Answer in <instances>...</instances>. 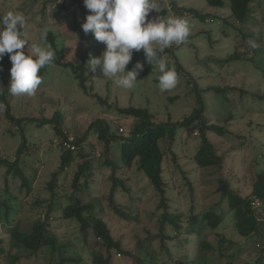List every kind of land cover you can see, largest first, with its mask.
<instances>
[{
	"label": "rangeland",
	"instance_id": "374dc122",
	"mask_svg": "<svg viewBox=\"0 0 264 264\" xmlns=\"http://www.w3.org/2000/svg\"><path fill=\"white\" fill-rule=\"evenodd\" d=\"M74 1L59 0L67 7L55 10L56 5L49 4L44 12L43 0H0V17L8 11L26 17L23 29L24 37L29 41L23 49L26 53L28 45L30 52L31 44H40V34L47 27L51 30L48 42L55 50L56 58L61 53L65 63L77 66L85 63L86 72L91 76L88 80L90 94L86 95L70 69L52 64L40 70L42 84L35 96L14 97L8 90L10 71L0 72V102L4 103L3 98H6L12 115L23 119L20 124L13 123L6 118L5 110L0 111V157L14 162L21 145L26 143L28 148L22 156L21 169L32 179V191L29 193L22 187L20 178L15 174L8 175L7 168L0 166L2 247L8 250L12 244L9 230L15 224L20 222L21 230L30 232L36 221L46 216L51 198L47 186L53 172L61 165L59 144L62 139L56 130L74 141L84 138L90 125L100 120L107 122L111 133L116 136L119 128H123L125 133L119 137L126 139L138 121L120 115L116 106L148 109L155 114L157 123H178L194 116L199 109L203 110L208 123L225 126L232 132L225 137L209 135L217 153L221 158L224 156L223 176L229 178L237 194L244 198L251 196L256 177L264 170V146L261 145L264 144V104L260 99L264 96V68L256 67L257 61L264 65V0L253 1L251 19L244 24H238L231 18L228 8L209 7L205 0H156L159 13L150 12L148 19L157 15L162 19L179 17L185 19L190 28L183 43L167 48L169 54L165 61H178L181 70L177 74V86L168 91H161L156 81L157 73L145 76L142 71L135 88L127 90L118 87L113 80L103 78L99 68L95 73L88 72L90 54L99 56L104 45L97 42L91 33L84 34L81 25L89 13L87 9L81 11L76 6V12H71L70 6ZM79 1L85 7L83 0ZM225 3L227 7L228 0ZM164 10L167 13L162 15ZM193 11L202 14L204 19L191 16ZM205 19L209 20L206 22ZM235 56L239 59L235 60ZM213 89L226 90L227 95L222 94L219 98ZM94 96L107 103H101ZM249 112L256 113L252 115ZM52 119H55L54 123L41 125L43 120ZM250 130L254 131L259 142L255 141L253 145L244 143L238 149L242 140L234 134H242L241 131L250 133ZM90 138L100 143L96 137ZM119 142L117 140L111 145L110 159L121 164ZM101 145L97 154L102 153ZM168 146L164 147V150H169L165 151L164 159V197L150 186L137 166H133L129 171L115 175L110 167L102 169L95 179L94 195L91 198L79 195L80 200L92 204L93 214L106 222L121 247L142 260H152L154 264H185V256L194 255L197 264H255L264 242L260 243L256 238L248 241L242 237L231 218L225 227L217 230H211L206 224L199 239L186 233L181 240L176 239L177 234L173 224L167 221L168 217L182 215L186 231L191 227L189 219L192 216L202 218L205 211L210 215L219 214L228 202L220 204L222 195L218 181L222 174L214 168L201 169L195 164L194 158L202 146L198 130L189 136L186 129H178L174 143ZM112 176L122 178L125 185H119L113 200L110 196ZM73 178L70 172L61 177L65 183L63 194L67 197L73 192ZM67 197L61 201L64 206L69 203ZM259 205L257 202L258 208ZM60 214L61 210H57L50 222L52 231L60 238L58 246L61 252L65 250V257L76 261L71 264H95V254H100L103 241L97 239L98 244L91 248L93 243L88 244L79 223L64 221ZM89 234H92V229H89ZM91 236L92 242L95 238ZM222 236L235 244L227 243L225 254L221 252ZM171 237L175 238L169 240ZM190 238V246L184 248L180 243ZM193 241L196 244L191 249ZM171 253L174 262L168 257ZM111 256V264H136L135 259L116 249L112 250ZM228 256H233L234 260H229ZM0 264H8L5 257L0 256ZM19 264H48V258L32 257Z\"/></svg>",
	"mask_w": 264,
	"mask_h": 264
},
{
	"label": "trees",
	"instance_id": "16d2710c",
	"mask_svg": "<svg viewBox=\"0 0 264 264\" xmlns=\"http://www.w3.org/2000/svg\"><path fill=\"white\" fill-rule=\"evenodd\" d=\"M43 1L44 12L47 10L49 4H55V10H59L61 6L67 7L65 4L60 3L59 0ZM155 1L156 0H154V2ZM205 1L209 7L228 8L231 13L230 17L233 18L238 24H244L249 19H251L253 12L251 5L254 0H228L229 3L227 7L225 0ZM75 6L78 7V9L80 8L81 11L86 10L85 7L80 5L79 0H75L70 6V11L73 13L77 10ZM55 10L54 12H56ZM54 12L53 14H55ZM166 13L167 11L164 10L162 15H165ZM178 14H180V11ZM191 14L193 17L204 19V16L196 11L191 12ZM208 20L209 19H205L206 22ZM25 54L27 53L25 52ZM168 54V49H165V52L160 54V56L165 61V58ZM238 59L239 57L235 56V60ZM137 61L144 64L143 74L145 76H150L157 73L158 76L156 81L159 83L158 78L160 73L158 71V66L147 64L142 51L139 53L134 52L132 61L128 65V70H131ZM254 62L255 61L253 60V63ZM53 64L58 67L70 69L73 72L75 79L78 81V86L81 91L86 95L90 94L88 80L91 76L86 72L85 63L81 66L74 65L73 63H65L64 55L59 53L58 57H55ZM166 64L169 68H174L177 74H180L181 70L179 68L180 66L178 61H168ZM256 67H262L263 69L264 65H260L259 61H257ZM10 68L11 61L9 59V54L6 53L3 59L0 60V72L10 71ZM262 69H259V71L262 72ZM213 90L216 92L219 98H222V94L225 96L227 95L226 90ZM94 97L100 100L101 103H107V101H103L102 98L98 96ZM223 99L228 102L226 97L223 96ZM260 99L263 102L262 104H264V96ZM3 100L4 104L6 105V118L13 123L20 124L23 119L15 118L12 115L11 105L9 102L6 98H3ZM200 105L203 106L202 103ZM115 109L120 115L130 117L138 121L131 131L130 137L126 139L119 137V134H121L119 130L117 133L119 138L112 134L107 122L97 120L94 122V124L90 125L84 138L74 140V142H72V144L75 146V150L71 151L66 149L64 146L70 138L67 135L64 136L62 132L60 133V130H56L58 136H60L62 139L61 143L59 144L62 151L61 165L58 170L53 172L52 179L47 186V189L51 193V198L48 201V206L45 212L46 216L44 219H38L30 232L22 231L20 222L15 224V226L9 230L12 241L9 249L6 250L4 247H2L3 242L0 243V256L5 257L8 264H19L22 260H28L32 257L41 259L44 256L48 258V264H71L76 262L75 260L65 257V250L64 252H61V248L58 246L60 238L51 229L50 220L52 219V215H55L57 210H61L60 216L62 220L76 221L79 223L80 229L88 244L93 243L91 248L95 246L94 244H98L97 239L103 241L104 247L99 249L100 254L98 252L95 254V264H111V252L114 249L123 253L128 258L135 259L136 264H154L152 260H142L136 254H133L130 251H125L121 247V244L114 239L112 232L106 222L93 214L95 211L92 204L88 205L83 203L82 200H80L81 198L79 195H82L83 198H91V196L94 195L93 187L96 186L97 183V180L95 179L102 169L110 167L112 168V174L115 175L118 172L122 173L129 171L133 168V166H137L138 170L148 180L150 186L153 187L156 192L161 194L162 197H164L166 193L163 176L164 159L166 156L165 151H169L164 150V147L174 143L176 132L180 128L186 129L189 136L194 135L197 130L200 132L202 146L194 158L195 164L201 169L214 168L220 174H222L218 181L219 191L222 195V203L220 204L222 205L225 201H227L228 204L226 207H222V212L219 214L210 215L209 211H205L202 212V218L199 216H192L189 219L191 227H189V229L186 231H184L185 228L182 224V215L179 214L168 217L167 221L173 224V230L177 234L176 239L181 240V237L184 233L190 236H198L199 239L204 231V228H206V224L211 228V230H217L221 226L225 227V223H227L228 219L231 218L236 231L242 237L246 238L248 241L256 238L258 242H264V232L262 229L264 228V220L262 219V215L264 214L262 213V211L264 212V170L256 177L253 186L254 190L251 196L244 198L232 189L229 178H225L223 176L224 156L221 158V156L217 153L215 146L209 139L210 134H215L219 137H225L226 135L231 134L232 132H230L227 127L208 123L204 118L206 117L204 116V111L200 109L195 112L194 116L187 117L185 120L178 123H157L155 114L151 113L148 109L121 108L119 106H116ZM254 113L256 112L250 114L253 115ZM54 121L55 119L43 120L41 125L43 126L52 122L54 123ZM258 128L260 127L258 126ZM250 131V133L241 131L242 134H234L237 139L242 140L238 149L242 148L241 146H243L244 143L253 145L255 141L259 142V138L255 137L254 131ZM90 136L96 137L97 141H99L102 145L100 143L98 144L91 141ZM117 140L120 141V147L118 149L120 151L119 155L121 164H118L116 161L110 159V154L113 152L111 145H113V143ZM161 144L163 145L161 146ZM99 145H101L102 148L101 154H97V151L100 150ZM261 145L264 146V144ZM27 148L28 146L26 143L21 145L18 151V158L14 162H9L3 157H0V166L7 168L8 175L15 174L16 177L20 178L23 183L22 187L31 193L32 179H30L21 169V165L24 160L22 156L25 154ZM74 152L75 155L73 154ZM66 172L72 173L74 177L71 184L73 192L70 197H67L65 194H63L65 183L62 182L61 177H63ZM35 179L36 178H34V180ZM110 179L112 180L110 196L113 200L114 195L117 194L119 185H122L123 187H125V185L122 178L112 176ZM64 196L67 197V200L69 201L66 206L61 204V201L65 198ZM257 202L261 204V206L259 205L260 208L256 206ZM224 209H227V211ZM204 219L207 221L206 223ZM89 229H92L91 235H93L95 238V240L92 242V236L89 234ZM174 238L175 237H171L169 240ZM191 242L192 238H190L189 241L185 240L180 244L186 248L190 246ZM220 243L222 246V254H225L224 251H226V249L224 246L227 243L230 245H235L232 241H229L224 236L221 237ZM195 244L196 242L193 241V244H191L190 248L193 249ZM204 246L208 249L210 248V246L207 244H204ZM138 249L141 250L140 248ZM260 250V256L256 260L255 264H264V246ZM168 257L171 261H173L174 256L172 253L169 254ZM185 257V264H197V260H195L194 255L193 257L191 255H187ZM228 258L231 261L234 260L233 256H228ZM177 264L184 263L179 262Z\"/></svg>",
	"mask_w": 264,
	"mask_h": 264
},
{
	"label": "clouds",
	"instance_id": "9594fccd",
	"mask_svg": "<svg viewBox=\"0 0 264 264\" xmlns=\"http://www.w3.org/2000/svg\"><path fill=\"white\" fill-rule=\"evenodd\" d=\"M83 4L89 13L81 25L84 34L91 33L97 42L104 45L99 56L90 54L88 72L95 73L99 68L103 78L113 80L122 89H134L144 64L137 61L131 70H128V65L134 52L142 51L147 64L158 66L161 91L177 86L176 71L168 67L160 54L187 39L190 28L185 19H162L159 15L148 19L150 12L159 13L154 0H83ZM25 24L26 17L13 11L0 17V60L6 53L9 54L11 68L8 90L14 97L35 96L42 84L40 70L51 66L56 57L55 50L48 42L51 30L47 27L40 34V44H31L30 52L28 45L25 54L23 49L29 42L23 33ZM4 110L6 105L0 102V111Z\"/></svg>",
	"mask_w": 264,
	"mask_h": 264
},
{
	"label": "built area",
	"instance_id": "2783aa9c",
	"mask_svg": "<svg viewBox=\"0 0 264 264\" xmlns=\"http://www.w3.org/2000/svg\"><path fill=\"white\" fill-rule=\"evenodd\" d=\"M120 133H124L125 130L123 128H120L119 129ZM72 142H74L72 139H69L68 142L65 143V148L68 149V150H71V151H74L75 150V146L72 144Z\"/></svg>",
	"mask_w": 264,
	"mask_h": 264
}]
</instances>
